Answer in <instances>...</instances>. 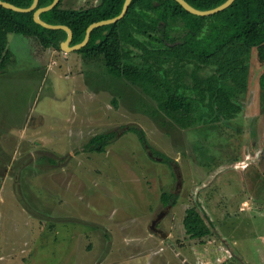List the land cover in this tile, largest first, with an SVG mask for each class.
Masks as SVG:
<instances>
[{"label": "rangeland", "instance_id": "374dc122", "mask_svg": "<svg viewBox=\"0 0 264 264\" xmlns=\"http://www.w3.org/2000/svg\"><path fill=\"white\" fill-rule=\"evenodd\" d=\"M8 48L0 69V264H198L194 248L214 245L227 264H264V63L256 49L246 59L241 110L222 121L198 85L215 66L176 64L125 43L135 62L201 101L204 118L184 128L159 111L154 92L110 74L103 57L45 48L15 32ZM131 125L153 151L126 131ZM113 131L121 135L105 152L86 149L94 135ZM163 193L176 194V204L165 206ZM191 207L209 230L204 238L186 234Z\"/></svg>", "mask_w": 264, "mask_h": 264}, {"label": "trees", "instance_id": "16d2710c", "mask_svg": "<svg viewBox=\"0 0 264 264\" xmlns=\"http://www.w3.org/2000/svg\"><path fill=\"white\" fill-rule=\"evenodd\" d=\"M4 1L19 7H29L34 0ZM52 1L39 0L38 7L47 6ZM187 1L198 9L206 10L226 0ZM62 2L43 12L41 18L52 24L69 26L73 31L74 45L84 40L91 23L119 15L125 0H102L99 4L81 9H65ZM33 16L34 11L18 12L0 5V69L6 68L11 60L12 52L8 48V34L11 32L36 37L45 48L61 50L67 32L46 28L37 23ZM181 22L182 36H173ZM125 43L147 49V53L153 57L170 58L176 64L195 60L215 66L212 76L201 82L195 78L202 98L205 99L208 93L211 110L218 119L225 121L241 110L238 98L247 87L249 75L246 59L254 49L259 61L264 63V0H235L225 10L210 16L195 15L176 0H132L120 21L95 28L87 45L77 51L85 58L103 57L110 74L138 85L145 91L154 92L159 111L174 118L182 127L193 128L195 123L204 118L201 101L195 102L179 95L177 90L172 89L171 81L163 80L154 73L152 64L135 62L132 50L126 49ZM259 80L260 86L264 88V72ZM157 113L158 110H153L152 115ZM175 114H180L181 118L175 117ZM193 116V121H190ZM126 131L135 133L144 148L150 147L141 127L131 125ZM120 135L121 131L94 135L86 149L105 152ZM161 198L165 206L176 204L177 201L176 194L163 193ZM183 225L186 234L192 239H201L209 234L200 212L194 207L187 210ZM194 252L198 264H227L221 246L214 245L208 251L195 247Z\"/></svg>", "mask_w": 264, "mask_h": 264}, {"label": "water", "instance_id": "95a60500", "mask_svg": "<svg viewBox=\"0 0 264 264\" xmlns=\"http://www.w3.org/2000/svg\"><path fill=\"white\" fill-rule=\"evenodd\" d=\"M60 1L61 0H53L52 3H50L47 6L38 7L39 0H34L32 5H30L29 7H19L13 3H10V2L4 1V0H0V5L4 6L6 8L12 9L14 11H18V12L34 11L33 17L37 23H39L42 26L49 28V29H63V30H65L68 35H67V38L61 43V49L66 51V52H72V51H78L87 45V43L90 40L91 33L95 28L103 26V25H107V24L116 23V22L120 21L126 15L128 9L130 7V4L132 2V0H125L124 5H123V9L119 15L112 17V18H109V19H103V20L91 23L87 28L84 40L80 43L73 45L72 44L73 31L69 26L64 25V24H52V23H49V22H47L41 18V15L43 12L51 10L52 8L57 6ZM176 1L179 2L187 11H189L195 15L210 16V15H213V14H216L218 12L225 10L226 8L231 6L235 0H226L225 2L221 3L220 5H218L214 8H211V9H206V10L198 9V8L194 7L187 0H176ZM160 216H162V215L157 216L154 223H157ZM154 229H156L155 231H160L162 233V231L159 230L158 228L154 227Z\"/></svg>", "mask_w": 264, "mask_h": 264}, {"label": "crops", "instance_id": "0c3cea01", "mask_svg": "<svg viewBox=\"0 0 264 264\" xmlns=\"http://www.w3.org/2000/svg\"><path fill=\"white\" fill-rule=\"evenodd\" d=\"M63 1H65V0H63ZM62 4H63V2H62ZM95 5V4H94ZM65 9H73V8H65Z\"/></svg>", "mask_w": 264, "mask_h": 264}, {"label": "flooded vegetation", "instance_id": "af4514ba", "mask_svg": "<svg viewBox=\"0 0 264 264\" xmlns=\"http://www.w3.org/2000/svg\"><path fill=\"white\" fill-rule=\"evenodd\" d=\"M89 6H92V5H89ZM89 6H88V7H89ZM156 228H157V227H156Z\"/></svg>", "mask_w": 264, "mask_h": 264}]
</instances>
